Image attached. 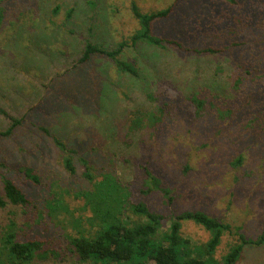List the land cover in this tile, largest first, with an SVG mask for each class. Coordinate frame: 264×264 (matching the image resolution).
I'll list each match as a JSON object with an SVG mask.
<instances>
[{
  "label": "rangeland",
  "instance_id": "374dc122",
  "mask_svg": "<svg viewBox=\"0 0 264 264\" xmlns=\"http://www.w3.org/2000/svg\"><path fill=\"white\" fill-rule=\"evenodd\" d=\"M132 2L142 13L173 4L152 35L223 50L197 55L129 44L120 58L136 61L137 77L105 56L78 63L86 42L110 50L129 41L138 28ZM0 11V195L5 177L29 200L0 208V234L14 217L18 240H41L57 253L30 264H91L68 244L78 231L74 221L90 215L78 196L92 188L87 170L95 180L116 176L130 202L165 216L163 229L183 211L228 224L218 260L239 236L263 233L264 0H0ZM165 81L175 98L164 87L156 92ZM191 95L203 101L197 117L185 100ZM160 108L161 123L131 128L135 113L159 115ZM8 116L20 122L7 133ZM53 137L74 150L72 172ZM147 171L160 179L151 191ZM54 192L63 206L50 211ZM181 234L191 243L209 238L192 220L182 222ZM237 264H264V242L245 245Z\"/></svg>",
  "mask_w": 264,
  "mask_h": 264
},
{
  "label": "trees",
  "instance_id": "16d2710c",
  "mask_svg": "<svg viewBox=\"0 0 264 264\" xmlns=\"http://www.w3.org/2000/svg\"><path fill=\"white\" fill-rule=\"evenodd\" d=\"M176 1V0H175ZM234 3L235 0H226ZM132 13L137 20L138 28L130 36L129 43L120 41L113 49H107L99 44L86 42L81 55L77 58L78 63H85L92 56L100 55L111 59L118 71L128 73L133 77L139 76L136 61H125L120 58L124 48L135 46L137 43H146L151 46L164 48L166 46L192 52L195 54H211L222 51V47L207 46L191 48L184 46L178 40L162 38L152 35L153 24L159 19L167 17L173 10V4L156 11L142 13L132 2ZM2 12L0 11V16ZM239 80V78H237ZM234 86V84H233ZM167 91L171 98L178 94L177 90L168 81L163 82L156 89L157 93ZM237 89V88H236ZM193 107L195 117L199 116L198 110L203 107V101L197 96L185 97ZM171 108V103H170ZM176 112V109L174 110ZM150 113V111H147ZM148 114L138 111L134 114L135 122L131 128L142 125L154 126L161 123L164 109ZM132 113V112H131ZM6 114V113H5ZM170 114L169 112L167 113ZM171 116V115H170ZM10 126L7 133L20 121L8 116ZM53 142L64 151L63 164L69 171H73L72 153L59 138L53 137ZM83 164L87 163L83 160ZM87 166V165H86ZM88 168V167H87ZM26 175L37 182L38 178L25 170ZM147 191L159 187L160 179L147 171ZM84 176L92 183V188L78 192V196L84 199V209L89 208L90 215L77 218L75 227L76 235L68 236V244L71 252L81 262L91 264H237L242 256V249L247 244L259 245L264 242L263 233L253 240H245L239 236L238 241L232 244L228 251L218 260L214 257L215 250L220 243L229 225L221 220L208 216L202 211H183L174 215L169 220V225L163 229L164 215L148 208L142 202L132 203L129 201V192L121 184L119 179L111 173H103L100 180H95L89 170ZM166 200H171L168 189H162ZM2 194L0 195V208L8 204L23 206L29 203L25 194L8 178L2 179ZM61 200L54 192L48 200L46 207L56 210L62 207ZM10 216H13L11 211ZM192 220L199 224L209 233V238L203 243H191V240L181 234L182 222ZM84 223V226L82 225ZM17 224L14 217L8 219L7 224L0 234V264H30L35 258L56 257V250L43 248V241L35 239L18 240Z\"/></svg>",
  "mask_w": 264,
  "mask_h": 264
}]
</instances>
